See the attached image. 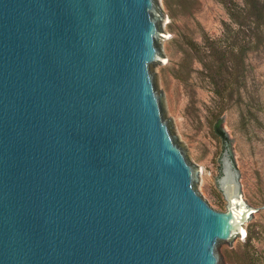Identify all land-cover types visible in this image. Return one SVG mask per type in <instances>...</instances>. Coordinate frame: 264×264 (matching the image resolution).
Listing matches in <instances>:
<instances>
[{"label": "water", "instance_id": "1", "mask_svg": "<svg viewBox=\"0 0 264 264\" xmlns=\"http://www.w3.org/2000/svg\"><path fill=\"white\" fill-rule=\"evenodd\" d=\"M160 0H0V264H229L257 208L209 206L156 74Z\"/></svg>", "mask_w": 264, "mask_h": 264}, {"label": "rangeland", "instance_id": "2", "mask_svg": "<svg viewBox=\"0 0 264 264\" xmlns=\"http://www.w3.org/2000/svg\"><path fill=\"white\" fill-rule=\"evenodd\" d=\"M172 4L174 10L169 11L164 0L159 2L167 29V59L156 77L167 114L193 158V168L202 174L198 190L209 206L226 210L220 187L226 162L246 195L241 206L258 209L252 213L250 241L244 238L225 246L229 264H264V41L245 55L240 82L224 102L212 92L198 62L186 81L176 76L186 38L200 42L202 30L211 38L221 35L222 22H229L223 5L218 0H172ZM218 118L226 139L215 130Z\"/></svg>", "mask_w": 264, "mask_h": 264}, {"label": "trees", "instance_id": "3", "mask_svg": "<svg viewBox=\"0 0 264 264\" xmlns=\"http://www.w3.org/2000/svg\"><path fill=\"white\" fill-rule=\"evenodd\" d=\"M224 7L229 22H222V33L211 38L201 31V41L185 39L186 50L179 62L176 76L186 81L198 62L212 92L226 102L236 90L245 68V55L257 50L264 41V0H218ZM173 11L172 0H164ZM223 110L225 109L222 108ZM222 111V110H221ZM217 135L226 139L221 128V119L215 123ZM251 230H246L245 239L250 241ZM252 264H259L253 263Z\"/></svg>", "mask_w": 264, "mask_h": 264}, {"label": "bare ground", "instance_id": "4", "mask_svg": "<svg viewBox=\"0 0 264 264\" xmlns=\"http://www.w3.org/2000/svg\"><path fill=\"white\" fill-rule=\"evenodd\" d=\"M244 238H245V237H244ZM244 238H243V239H244Z\"/></svg>", "mask_w": 264, "mask_h": 264}]
</instances>
